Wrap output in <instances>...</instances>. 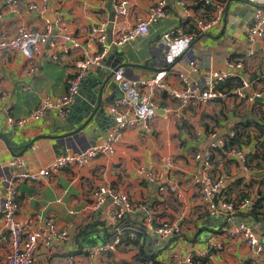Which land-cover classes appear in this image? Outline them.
Returning <instances> with one entry per match:
<instances>
[{
	"label": "crops",
	"instance_id": "1",
	"mask_svg": "<svg viewBox=\"0 0 264 264\" xmlns=\"http://www.w3.org/2000/svg\"><path fill=\"white\" fill-rule=\"evenodd\" d=\"M118 1L17 0L16 5H10L7 0H0V40L24 27L39 31L49 29L51 33L58 30L57 33L70 34L85 46L91 27L106 23L108 48L101 67L88 72L65 115L59 117L47 112L23 128L11 126L8 120H19L31 114L42 96L63 95L81 53L69 50L62 53L58 62L51 60L53 50L48 46L41 47L32 60L22 58L17 52L0 53V96L5 93L0 106V132L15 134L11 143L13 147L38 139L20 157L16 156L20 149L11 152L0 140V203L6 183L22 171L9 166L12 158H22L25 169L34 171L46 168L62 154H79L89 147L85 137L81 141L76 135L58 140L43 136H54L59 128L58 121L75 118L83 102L95 107L98 89L104 83L107 85L100 98V107L107 114L108 107L121 97L111 76L117 66L131 65L122 69L125 78L132 81L148 79L165 69L168 85L181 88L179 76L183 75L190 87L200 92L206 86L208 75L227 71L230 59L243 58L245 68L240 76L256 80V87L264 93V44H248L245 39V31L253 22L255 11H264V0H167L168 16L165 19L150 24L146 35L124 47L111 49L109 42L113 33L135 24L155 2L126 0L132 6L128 16L114 24V5ZM33 3L41 8L28 9ZM216 5L222 7L219 22L208 31L198 33L197 20L211 18ZM179 32L194 38L189 47L170 63L161 37L170 33L177 36ZM100 48L97 43L88 46L90 52ZM192 60L199 62V69L192 70ZM154 99L156 117L149 129L146 131L136 126L126 130L116 144L114 154L100 156L83 167H66L40 182L18 184L17 219L24 226L33 231L41 220L53 219L57 227L68 232L67 241H54L48 248L40 246L35 264H65L70 257L74 264H186L184 260L193 252L204 253L211 247L207 255L194 258L193 264H264V253L256 255L241 238L221 235L223 228L240 222L248 223L254 229L263 222L238 217L235 222L226 223L209 216L206 202L195 184V179L204 174L212 180L221 177L224 189L212 199L213 203L218 198L231 202L249 198L255 205L260 204L258 209L264 212V175H258L264 172V167L245 172L240 157L221 151L214 153L208 169L194 160L195 154L202 155L212 144L213 133L218 137L227 136L234 129L241 130V124H248L250 135L242 155L246 158L259 154L261 150L256 151L257 144L264 150V135L257 130L258 125L264 126V97L254 103L227 97L192 104L179 108L180 121L172 112H164V108L177 110L176 101L165 93H156ZM103 129L105 133L96 139V143L108 138L111 124ZM168 156H172L175 163L171 170H166L164 163ZM251 164L253 166L254 162ZM251 172L255 175L250 176ZM148 173L155 175L153 180L148 179ZM101 186H107L124 197L132 206L127 214L143 218L149 233H154L149 223L158 228L179 219L181 234L160 237L161 240H153L150 246H145L134 236L119 235L117 238L121 244L115 251L90 256L88 248L80 243L81 236L93 228L112 233L115 224L107 217L112 208L110 198H106L98 210L91 208L93 195ZM258 236L264 239L260 233ZM6 250L7 234L0 217V264Z\"/></svg>",
	"mask_w": 264,
	"mask_h": 264
},
{
	"label": "built area",
	"instance_id": "2",
	"mask_svg": "<svg viewBox=\"0 0 264 264\" xmlns=\"http://www.w3.org/2000/svg\"><path fill=\"white\" fill-rule=\"evenodd\" d=\"M7 2L10 5L17 4V0H7ZM42 4H44L43 1ZM131 7V4L126 0H120L115 3L114 24L125 20ZM39 8L41 6L38 7L34 3L28 5V9L30 10H38ZM221 11V5H216L211 18L197 20V32L204 33L215 27L219 22ZM167 16V0H155L144 17L138 18L135 24L113 33V37H111L109 42V48L111 46L115 48L124 47L135 39L146 35L150 24L163 20ZM106 26V23L92 26L89 41L85 46L81 45L79 40L70 34L57 33L58 30L55 33H51L49 29L39 31L34 29L29 30L24 27L0 40V53L4 51L17 52L26 60L34 59L40 48L44 46H48L53 50L50 58L54 62L60 61L63 56L62 53H67L69 50H76L81 53L80 58L75 63L74 75L69 78L64 94L53 97L42 96L31 114L19 120L9 119L8 123L11 126L23 128V126L31 121L42 118L47 112L56 113L59 117L65 115L67 108L77 98L83 79L88 72L101 67L103 59L108 52L106 46ZM193 38V35H185L181 32L177 36H173L172 33L162 35L161 41L166 49L167 58L170 63L189 47ZM245 39L248 44L256 42L264 44V11H255L253 22L245 31ZM93 43L99 44L101 48L95 52H90L88 46ZM244 64L245 60L243 58L228 60V70L221 71L216 75H208L206 86L200 92L192 89L183 75L179 76L182 84L181 88L168 85L166 81L168 72L165 69L160 70L148 79L140 81L129 80L125 78L122 68L116 69L113 72L112 81L118 87L121 97L108 107L107 114L111 120V129L107 139L84 149L79 154L58 156L43 169L26 170L25 162L22 158H12L9 161V166L22 171L14 174L6 183L3 200L0 203V217L7 234V250L1 264H35L40 246L48 248L54 241L65 242L68 240L67 230L57 227L53 219L41 220L37 229L33 231L29 230L17 219L18 184L20 182H40L66 167H83L100 156L114 154L115 146L121 140L126 130L135 128L136 126H141L146 131L149 129V124L156 117L157 105L154 99L156 93H165L168 98L177 102V110L172 111L170 108H164V112H172L178 121L182 119V115L178 112L179 108L184 109L192 104H202L227 97H234L248 103H254L258 99H262L264 93L256 87V80L252 81L248 76H240L244 73ZM190 67L195 71L200 68V64L197 60H192ZM234 78H238L239 86L230 92H224L219 89L221 85ZM3 96H5V93H2L0 96V106L4 98ZM233 135V131L227 136L222 137H218L216 133H213L211 135L214 138L212 144L202 155L195 154L194 160L200 161L204 168L208 169L212 165L214 153L224 148L226 143L225 137L231 138ZM228 154L240 157L243 163V170L245 172L250 171V168L245 164V157L242 155V152L232 149ZM164 163L166 170H171L175 166L172 156L166 157ZM147 176L150 180H153L155 177L152 173H148ZM195 184L199 187L203 200L206 202L208 215L220 218L226 223H233L238 217L244 218L252 212L255 206L254 202L249 198H243L236 202L218 198V201L213 203L212 199L219 196L224 189V180L221 177L212 180L208 174H204L200 179H195ZM106 198L112 200V208L108 211L107 217L115 222L114 226H116L123 215L131 211L132 206L124 197L119 196L112 189L107 188V186H101L93 195L91 208L98 210ZM179 221L178 219L175 223L158 228L151 226L150 223L148 225L161 238L177 237L181 234ZM221 235L231 239L241 238L256 255L264 253V239L261 240L258 234L255 233L254 228L248 223L240 222L235 226L223 228ZM120 244L121 240L116 238L112 244L95 245L88 248L87 252L90 256H98L106 252L115 251L116 247ZM210 249L204 253L193 252L184 260L185 263L193 264L194 258L207 255ZM65 264H74L73 258L70 257Z\"/></svg>",
	"mask_w": 264,
	"mask_h": 264
},
{
	"label": "water",
	"instance_id": "3",
	"mask_svg": "<svg viewBox=\"0 0 264 264\" xmlns=\"http://www.w3.org/2000/svg\"><path fill=\"white\" fill-rule=\"evenodd\" d=\"M114 48L115 47L111 46V49ZM129 66L131 65L122 64L120 66H117L112 70L111 76H113V72L116 69ZM106 85L107 83L100 85L97 94L98 102L95 107H93L94 104H87V101L83 102L80 106V109H78V114L75 118L73 117V119L68 118L64 119L63 121H58L59 128L55 132L54 136L43 137L58 140L76 135L78 138H80L81 141H83L85 137L89 141L87 146H94L96 143V139L100 138L101 135L105 133L103 127L108 128V126L111 124L110 117L106 114V112L104 113L100 107V98L102 96L103 89ZM259 101L262 100L259 99ZM71 106L72 105H70L68 108H70ZM5 133H7V131H5ZM14 135L15 134L12 133L4 134L3 132H0V140L6 145V147L11 152L20 149V152L16 155L17 157H20L29 147H31V145L36 140H38L36 138L21 147H13L11 143L13 142ZM262 174L264 175V172H259L258 175ZM251 175L255 174L251 172L250 176ZM254 231L257 234L260 233V235L264 236V222L260 226L255 228ZM124 234L134 236L137 240H142L145 246H150L153 240H161L160 236H158L156 233L151 234L148 232V229L143 223V218L138 217V215L135 214H124L122 219L117 223L116 226H114V230L112 231V233H106L104 229L93 228L85 232L81 236L80 243L86 248H90L95 245H104L107 242L112 244L119 235Z\"/></svg>",
	"mask_w": 264,
	"mask_h": 264
},
{
	"label": "trees",
	"instance_id": "4",
	"mask_svg": "<svg viewBox=\"0 0 264 264\" xmlns=\"http://www.w3.org/2000/svg\"><path fill=\"white\" fill-rule=\"evenodd\" d=\"M219 1H226V0H219ZM237 86H239V80L238 79H230L228 80L225 84L221 85L219 87V89L221 91L224 92H230L231 90H233L234 88H236ZM239 127H241V130L234 129V135L231 138H226V143L223 149L221 150H217V151H221V152H225L228 153L229 151H231L232 149L238 150V151H242L243 148L245 147V145L247 144V142L249 141V133H248V124L247 125H243L241 124ZM257 130L258 133H262L264 135V126L263 125H258L257 126ZM258 142V141H257ZM258 144L256 145V151L261 150V152L259 154L255 153V154H251L250 156L248 155L245 158V164L248 168H250V170H254L256 169H260L263 168L264 166H262V163L264 162V150L263 147L261 145ZM250 158V159H249ZM254 162V165L252 166L251 163ZM261 205H255L252 212L249 213L248 215H246L245 217L247 218H252L256 223L257 222H264V212H260L258 208H260ZM244 217V218H245ZM81 235V234H80Z\"/></svg>",
	"mask_w": 264,
	"mask_h": 264
}]
</instances>
